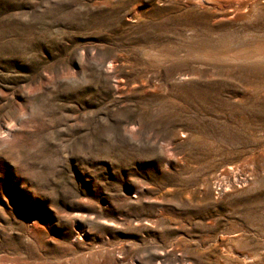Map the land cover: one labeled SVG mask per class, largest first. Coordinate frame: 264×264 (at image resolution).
Listing matches in <instances>:
<instances>
[{
  "label": "rangeland",
  "instance_id": "374dc122",
  "mask_svg": "<svg viewBox=\"0 0 264 264\" xmlns=\"http://www.w3.org/2000/svg\"><path fill=\"white\" fill-rule=\"evenodd\" d=\"M0 264H264V0H0Z\"/></svg>",
  "mask_w": 264,
  "mask_h": 264
}]
</instances>
